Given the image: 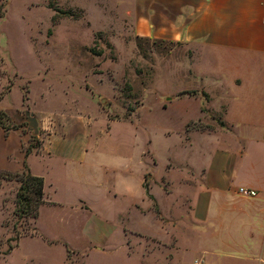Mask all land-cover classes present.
Wrapping results in <instances>:
<instances>
[{"label":"rangeland","instance_id":"obj_1","mask_svg":"<svg viewBox=\"0 0 264 264\" xmlns=\"http://www.w3.org/2000/svg\"><path fill=\"white\" fill-rule=\"evenodd\" d=\"M0 2V92L12 85L2 104L23 103L27 120L49 124L24 123L25 149L37 151L51 132L52 151L70 152V162L54 152L31 160L50 200L36 218L16 214L18 188L3 189L0 170V264H167L161 242L132 235L139 222L118 209L141 193L146 170L149 190L151 170L186 159L166 96L188 83L178 59L192 51L133 28L127 0ZM211 116L188 128L212 130Z\"/></svg>","mask_w":264,"mask_h":264},{"label":"crops","instance_id":"obj_2","mask_svg":"<svg viewBox=\"0 0 264 264\" xmlns=\"http://www.w3.org/2000/svg\"><path fill=\"white\" fill-rule=\"evenodd\" d=\"M127 1L133 28L192 52L178 59L188 83L166 96L168 120L186 159L159 173L151 170L149 190L146 170L141 193L123 200L118 214L139 222L132 235L161 242L167 264H264V0ZM6 96L1 105L15 127L0 126V170L21 172L27 165L44 178L47 200V175L31 160L54 152L70 162V152L52 151L49 132L37 151L26 153L24 123L32 130L51 128L38 114L27 120L23 103L3 105ZM211 113L217 115L212 130L188 128ZM6 185L19 187L15 180H3ZM240 186L257 194L240 195Z\"/></svg>","mask_w":264,"mask_h":264},{"label":"trees","instance_id":"obj_3","mask_svg":"<svg viewBox=\"0 0 264 264\" xmlns=\"http://www.w3.org/2000/svg\"><path fill=\"white\" fill-rule=\"evenodd\" d=\"M11 87L9 86L4 92H0V99L11 89ZM0 112L2 117L8 121L5 111H1L0 109ZM0 124L5 130L15 127V125H12L9 121L7 125L2 121ZM33 148L34 147L29 144L26 148V153L32 152ZM1 174L4 179L17 177L19 180V187L15 196L16 214L19 217L36 218L39 215L40 206L46 202L44 199V178L32 174L27 165H25V168L21 172L2 171Z\"/></svg>","mask_w":264,"mask_h":264},{"label":"built area","instance_id":"obj_4","mask_svg":"<svg viewBox=\"0 0 264 264\" xmlns=\"http://www.w3.org/2000/svg\"><path fill=\"white\" fill-rule=\"evenodd\" d=\"M238 193L243 196H255L257 194L256 190L245 187V186H240L238 188ZM199 264V263H196Z\"/></svg>","mask_w":264,"mask_h":264}]
</instances>
